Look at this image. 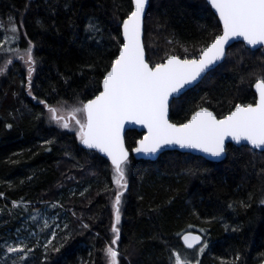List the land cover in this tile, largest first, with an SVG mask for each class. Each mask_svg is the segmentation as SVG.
I'll use <instances>...</instances> for the list:
<instances>
[{"label": "trees", "instance_id": "obj_1", "mask_svg": "<svg viewBox=\"0 0 264 264\" xmlns=\"http://www.w3.org/2000/svg\"><path fill=\"white\" fill-rule=\"evenodd\" d=\"M131 9V0H0V22L17 26L13 46L23 51L31 41L36 60L31 78L18 57L0 73V264H22L24 254L8 253L10 245L31 249L26 264H106L111 162L85 149L73 129L49 122L39 101L73 105L97 95ZM219 32L205 0H149L146 59L154 66L166 55L197 58ZM4 46L0 65L9 57ZM258 76L264 50L234 43L217 67L171 101L170 120L183 123L200 107L220 118L236 103H254ZM140 137L125 133L129 151ZM126 168L113 246L119 264H175L177 251L191 264L264 259V151L228 144L219 162L178 151L154 161L129 154ZM185 230L201 234L202 243L187 249L180 240Z\"/></svg>", "mask_w": 264, "mask_h": 264}, {"label": "snow or ice", "instance_id": "obj_2", "mask_svg": "<svg viewBox=\"0 0 264 264\" xmlns=\"http://www.w3.org/2000/svg\"><path fill=\"white\" fill-rule=\"evenodd\" d=\"M147 3L148 0H132L134 8L122 24L123 42L119 44V54L105 71L102 90L97 95L86 102L78 100L73 105L65 101L52 106L46 101H39L47 109L49 122L62 129L75 130L82 144L98 149L111 162L112 182L115 185V196L111 203L113 238L103 249L106 264H119L120 254L113 246L118 244L120 238L122 197L128 186L126 166L129 151L122 135L126 123L141 125L146 129L143 137L136 141L137 147L132 149L136 153H156L164 145L176 144L181 148L220 156L225 152L226 137L237 142L247 141L254 148L264 149V76L256 79L258 96L255 102L236 103L222 118H217L207 107L193 111L184 123L174 124L168 118L170 98H178L186 85L225 57V45L231 38H242L249 46L264 45V0H209L219 16L222 34L216 35L200 49L198 59L166 55L163 62L154 66L145 58L141 39ZM12 31H17L14 24ZM22 58L27 63L31 78L36 63L31 41L23 50ZM11 63L7 61L0 66V73ZM28 94L32 95L31 82ZM181 238L187 249L202 243L201 237L191 232ZM50 244L51 241L44 245L45 251ZM7 252L23 253L21 261L26 264L31 249L17 245L9 246ZM173 257L175 264H191L187 254L177 251Z\"/></svg>", "mask_w": 264, "mask_h": 264}, {"label": "water", "instance_id": "obj_3", "mask_svg": "<svg viewBox=\"0 0 264 264\" xmlns=\"http://www.w3.org/2000/svg\"><path fill=\"white\" fill-rule=\"evenodd\" d=\"M206 2L209 4V6L211 7V4L209 3V0H206ZM131 4H132V0H131ZM148 5H149V0H148V3H147V5H146V9H145V15H146V11H147V8H148ZM133 8H134V5L132 4V9H131V11L133 10ZM211 10L216 14V16L218 17V19H219V16H218V14L215 12V9L214 8H212L211 7ZM145 15H144V17H143V25H142V37H141V39H142V43H143V35H144V18H145ZM125 18H127V16L125 17ZM124 18V19H125ZM123 19V20H124ZM123 20H122V22H121V26H120V35H121V39H122V42H123V29H122V24H123ZM221 24V23H220ZM221 27H222V24H221ZM220 34H222V30H221V33ZM219 34V35H220ZM237 42H241V43H243L248 49H250V50H257V49H260V48H262L263 50H264V45H256V46H249V45H247L246 44V42H244L243 40H242V38H239V37H236V38H231L227 43H226V45H225V51H226V53H227V50H228V48L230 47V46H232L234 43H237ZM143 45H144V43H143ZM145 49V48H144ZM119 54V50H118V53H117V55ZM226 57V56H225ZM225 57H222L220 60H218V61H216L213 65H210L209 66V68L208 69H206L205 70V72L204 73H202L201 74V76L200 77H198L197 78V80H195V81H193V82H191L190 84H188V85H186L185 86V88L182 90V92H181V94H179L178 95V97L180 96V95H182L184 92H186L188 89H190V88H192V87H194V86H196L203 78H204V76L209 72V71H211L212 69H214L215 67H217L224 59H225ZM145 58H146V51H145ZM199 58V56L197 57V59ZM180 59H182V58H180ZM147 60V59H146ZM103 79V78H102ZM101 82H102V80H101ZM252 89H253V91H254V93H255V96H256V99H257V96H258V94H257V92H256V89H255V82H254V84H253V86H252ZM100 90H102V84H101V89ZM175 95V94H174ZM173 99H175V98H170V101H172ZM255 99V100H256ZM86 102V101H85ZM198 110V109H197ZM210 110V109H209ZM196 111V110H195ZM211 111V110H210ZM214 113V112H213ZM228 114V113H227ZM226 114V115H227ZM169 115H170V108H169ZM191 116V115H190ZM223 117V116H222ZM222 117H220V118H222ZM169 118V121L171 122V123H174V122H172L171 120H170V117H168ZM190 118V117H189ZM218 118V117H217ZM184 123V122H183ZM174 124H178V123H174ZM180 124V123H179ZM136 130V131H138V132H140L141 133V137L139 138V139H141L142 137H143V135L145 134V132H146V129L145 128H143V126H141V125H135V124H132V123H126L125 124V127H124V130L122 131V135H123V137H124V142H125V133L128 131V130ZM138 139V140H139ZM81 143V142H80ZM227 144H232V145H234V146H248V147H250V148H252V149H255V150H258V151H264V149H262V148H254L251 144H249L247 141H240V142H237V141H234V140H232V138L231 137H226L225 138V152L224 153H222L220 156H212V155H210V154H206V153H203L202 151H199V150H195V149H190V148H181L179 145H176V144H169V145H164L161 149H159L156 153H143V152H141V153H136V152H134V151H132V149H134L135 147H137V144L135 143V145H134V147L131 149V151H129V154H131L135 159H143V160H150V161H154V160H156L157 158H158V156L160 155V154H162L163 152H166V151H178V152H183V153H189V154H192V155H196V156H200V157H202L203 159H205V160H207V161H210V162H219V161H221V160H223L224 158H225V156H226V146H227ZM81 145L85 148V149H89V150H92V151H96L100 156H102V157H104L106 160H108V161H110L109 159H108V157L106 156V154H104V153H102V152H100L98 149H92V148H88L86 145H84V144H82L81 143ZM125 147H126V145H125ZM127 148V147H126ZM187 232H191V231H185V232H183L181 235H180V240H181V242H182V244L184 245V242H183V239L181 238L182 237V235H184V234H186ZM191 233H193V234H195V235H199L200 237H201V239L203 240V238H202V235L201 234H199V233H196V232H191ZM185 246V245H184ZM197 246V245H196ZM186 247V246H185ZM195 247V246H194ZM260 264H264V259L261 261V263Z\"/></svg>", "mask_w": 264, "mask_h": 264}, {"label": "rangeland", "instance_id": "obj_4", "mask_svg": "<svg viewBox=\"0 0 264 264\" xmlns=\"http://www.w3.org/2000/svg\"><path fill=\"white\" fill-rule=\"evenodd\" d=\"M12 25L13 24L4 26L3 22H0V44H3V43L5 44L2 51L6 52L7 56H9L7 59L8 61H10L11 58L18 57L25 64V67H27V63L25 59L22 58L23 51H19L15 49L16 46H13V44H15L16 42V35L12 31ZM5 63L6 62L1 63L0 66H4ZM10 246L13 247V245H10Z\"/></svg>", "mask_w": 264, "mask_h": 264}, {"label": "flooded vegetation", "instance_id": "obj_5", "mask_svg": "<svg viewBox=\"0 0 264 264\" xmlns=\"http://www.w3.org/2000/svg\"><path fill=\"white\" fill-rule=\"evenodd\" d=\"M205 2H206V0H205ZM207 3V2H206ZM208 4V3H207ZM208 6H209V4H208ZM209 8H210V10H211V7L209 6ZM212 11V10H211ZM213 12V11H212ZM213 14L215 15V17H216V19H217V21H218V23H219V25H220V32H219V34L221 33V30H222V27H221V24H220V22H219V19H218V17L216 16V14L213 12ZM218 34V35H219ZM255 99H256V96H255ZM215 114V113H214ZM228 145V144H227Z\"/></svg>", "mask_w": 264, "mask_h": 264}, {"label": "bare ground", "instance_id": "obj_6", "mask_svg": "<svg viewBox=\"0 0 264 264\" xmlns=\"http://www.w3.org/2000/svg\"><path fill=\"white\" fill-rule=\"evenodd\" d=\"M186 231V230H185ZM183 233V232H182Z\"/></svg>", "mask_w": 264, "mask_h": 264}]
</instances>
